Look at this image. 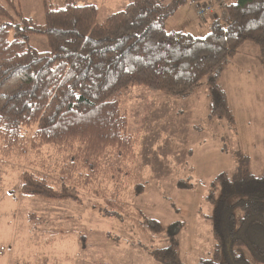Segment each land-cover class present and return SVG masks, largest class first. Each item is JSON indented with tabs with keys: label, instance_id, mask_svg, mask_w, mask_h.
Listing matches in <instances>:
<instances>
[{
	"label": "trees",
	"instance_id": "trees-1",
	"mask_svg": "<svg viewBox=\"0 0 264 264\" xmlns=\"http://www.w3.org/2000/svg\"><path fill=\"white\" fill-rule=\"evenodd\" d=\"M188 1L131 0L99 23L96 4L44 0L43 24L27 17L16 0H4L7 6L0 2L1 154L25 157L53 146L65 155L56 181L26 171L21 194L82 203L81 188L98 179L109 150L133 161L138 140L128 132L122 106L123 94L131 87L188 98L207 83L208 118L234 123L221 80L246 42L258 46L264 66V0L226 4L205 36L168 31L167 19ZM31 35L45 36L50 50H37ZM236 155L235 173L223 172L211 184L215 250L197 264H252L241 248L264 263V174L252 172L250 157L240 151ZM182 181L179 187L191 186ZM120 195L117 186L106 198V212L132 214L146 238L162 243L148 250L155 261L184 264L176 233L133 211Z\"/></svg>",
	"mask_w": 264,
	"mask_h": 264
},
{
	"label": "rangeland",
	"instance_id": "rangeland-1",
	"mask_svg": "<svg viewBox=\"0 0 264 264\" xmlns=\"http://www.w3.org/2000/svg\"><path fill=\"white\" fill-rule=\"evenodd\" d=\"M51 1L64 4V0ZM77 1L98 5L99 23L127 5L124 0ZM16 2L27 17L44 23V0ZM197 7L193 5L194 14L172 15L167 30L187 31L182 26L188 23L186 19L194 24L202 17L216 20L219 16H201ZM193 33L205 36L209 32ZM30 42L40 52L50 50L45 36L31 35ZM221 81L234 123L208 118L207 83L188 98H174L144 86L126 90L122 106L129 118L128 132L138 140L136 158L129 161L109 150L102 158L98 179L81 188L82 203L46 200L19 191L26 171L57 180L65 157L57 148L47 146L25 157H5L0 150V264H160L148 250L163 244L146 238L132 214L106 212V198L117 186L119 200L176 233L184 264L212 257L214 206L208 198L212 182L223 172L235 173L239 151L250 157L254 174H264V66L258 46L246 42ZM181 180L191 186L179 187ZM214 194L219 198L220 189ZM240 250L252 264H264L254 260L246 248Z\"/></svg>",
	"mask_w": 264,
	"mask_h": 264
},
{
	"label": "crops",
	"instance_id": "crops-1",
	"mask_svg": "<svg viewBox=\"0 0 264 264\" xmlns=\"http://www.w3.org/2000/svg\"><path fill=\"white\" fill-rule=\"evenodd\" d=\"M207 0H189L188 3L186 5L181 6L178 11L175 13V15H177L178 13H184L186 11L190 12L191 14L196 13V9L195 12L192 11L193 9V5H195V7H197L198 4L202 3V2H206ZM236 1V0H235ZM232 1L231 3L235 2ZM129 1L124 0L123 4H127ZM94 4V3H91ZM226 4H230L228 3L226 0H218L217 3L215 4V12L214 15L219 14L218 17H221V15L223 14V7ZM97 5V4H96ZM209 14V13H208ZM198 15V14H197ZM171 18H168L166 21V27L168 22L170 21ZM215 18L212 16V18L210 17H202V20L196 21V23L193 24V22H191V20L189 21L188 19H186L185 21H187L188 23L186 24H182V26L185 28V30L188 31V28L192 31H188L189 33L194 34L193 32H195V30H208V32L210 31V27L211 24L214 22ZM168 28V27H167ZM185 31V32H187ZM233 61V60H232ZM232 63V62H231ZM230 66V65H229ZM228 70V69H227ZM224 75V74H223ZM223 77V76H222Z\"/></svg>",
	"mask_w": 264,
	"mask_h": 264
},
{
	"label": "built area",
	"instance_id": "built-area-1",
	"mask_svg": "<svg viewBox=\"0 0 264 264\" xmlns=\"http://www.w3.org/2000/svg\"><path fill=\"white\" fill-rule=\"evenodd\" d=\"M215 12V3L212 0L211 2L205 3V4H198L197 7V13L201 16H205L208 13Z\"/></svg>",
	"mask_w": 264,
	"mask_h": 264
}]
</instances>
